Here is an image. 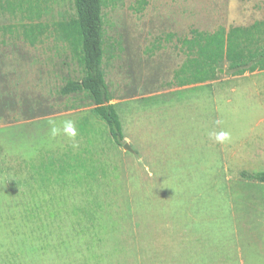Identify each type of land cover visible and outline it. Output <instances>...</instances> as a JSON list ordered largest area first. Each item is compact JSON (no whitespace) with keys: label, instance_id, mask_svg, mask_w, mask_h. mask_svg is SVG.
Returning a JSON list of instances; mask_svg holds the SVG:
<instances>
[{"label":"rangeland","instance_id":"374dc122","mask_svg":"<svg viewBox=\"0 0 264 264\" xmlns=\"http://www.w3.org/2000/svg\"><path fill=\"white\" fill-rule=\"evenodd\" d=\"M20 1L0 0V264H264L263 185L241 177L264 172V72L214 99L175 76L191 30L263 21L264 0H104L122 146L87 95L60 93L84 75L54 32L72 0ZM30 23L48 28L34 44ZM66 119L75 141L50 135Z\"/></svg>","mask_w":264,"mask_h":264},{"label":"trees","instance_id":"16d2710c","mask_svg":"<svg viewBox=\"0 0 264 264\" xmlns=\"http://www.w3.org/2000/svg\"><path fill=\"white\" fill-rule=\"evenodd\" d=\"M21 8L25 0H21ZM104 0H72L74 16L57 23L56 35L66 43L78 58L83 70L80 81H69L60 90L64 96L82 93L87 95L93 105V114L105 123L109 135L117 146L123 145L122 127L119 116L111 103L109 91L102 68L104 58ZM28 11L38 15L39 8L33 0H26ZM9 12H13L7 3ZM0 5V12L4 10ZM47 26L27 24L22 27V35L30 44L36 43ZM186 50V59L175 72L179 86H190L215 80L221 65L226 63L225 74L239 76L256 71H264V20L247 27H223L213 32L190 31V37L181 41ZM241 177L263 185L264 172L247 174Z\"/></svg>","mask_w":264,"mask_h":264},{"label":"crops","instance_id":"0c3cea01","mask_svg":"<svg viewBox=\"0 0 264 264\" xmlns=\"http://www.w3.org/2000/svg\"><path fill=\"white\" fill-rule=\"evenodd\" d=\"M223 70H219V75H221ZM262 72L264 71H256V72H253V73H246V74H243V75H239V76H230V75H224V76H221V78H216L215 80L213 81H208V82H205V83H198V84H193V85H190V86H178V88H186V87H191L195 90H200V94H204L205 92L202 93V91H204V89H208L211 88V89H214V90H208L209 92H207L208 96H211V97H207L208 99H214L218 96H224V94H226V88L232 84L234 81H237V80H242V79H246V80H249V81H252V82H255V87L257 86L256 84L258 83L257 80L255 79V76L261 74ZM225 74V72H224ZM252 78H254L253 80H251ZM197 91H195L196 93Z\"/></svg>","mask_w":264,"mask_h":264},{"label":"clouds","instance_id":"9594fccd","mask_svg":"<svg viewBox=\"0 0 264 264\" xmlns=\"http://www.w3.org/2000/svg\"><path fill=\"white\" fill-rule=\"evenodd\" d=\"M49 132L51 137L64 136L70 141H75L78 131L76 123L71 119H66L57 123L56 121H49ZM210 138H213L218 143L228 142L231 138L230 133L226 131L210 133ZM75 146V144L73 145Z\"/></svg>","mask_w":264,"mask_h":264},{"label":"water","instance_id":"95a60500","mask_svg":"<svg viewBox=\"0 0 264 264\" xmlns=\"http://www.w3.org/2000/svg\"><path fill=\"white\" fill-rule=\"evenodd\" d=\"M124 148L127 150H130L129 146L127 144L124 145Z\"/></svg>","mask_w":264,"mask_h":264}]
</instances>
